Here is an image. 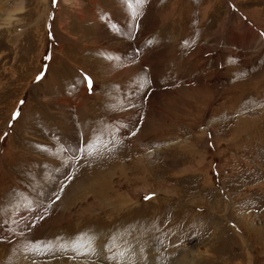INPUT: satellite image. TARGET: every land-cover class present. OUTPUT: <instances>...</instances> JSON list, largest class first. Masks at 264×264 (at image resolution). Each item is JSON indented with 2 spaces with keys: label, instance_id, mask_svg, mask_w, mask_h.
<instances>
[{
  "label": "rangeland",
  "instance_id": "rangeland-1",
  "mask_svg": "<svg viewBox=\"0 0 264 264\" xmlns=\"http://www.w3.org/2000/svg\"><path fill=\"white\" fill-rule=\"evenodd\" d=\"M66 262L264 264V0H0V264Z\"/></svg>",
  "mask_w": 264,
  "mask_h": 264
},
{
  "label": "bare ground",
  "instance_id": "bare-ground-1",
  "mask_svg": "<svg viewBox=\"0 0 264 264\" xmlns=\"http://www.w3.org/2000/svg\"><path fill=\"white\" fill-rule=\"evenodd\" d=\"M120 15V14H119ZM158 22H159V15L158 14H155V12L153 11V9L151 10V11H148V16L146 17V21H145V25L147 26V25H151V27H155V26H157L158 25ZM241 28H242V30H244L245 31V34L246 33H251V32H254V30L251 28V27H248V26H246V24H245V22L243 21V20H241ZM237 30H239V28H234V32H236ZM128 31V29H124V32H127ZM104 32H105V34L107 33L106 32V30H104ZM104 34V35H105ZM259 42L262 44V42H261V40H259ZM165 48H167V46H165V47H163L161 50H160V52L162 53L164 50H165ZM156 49V48H155ZM155 49L152 51L153 53H154V51H155ZM157 50V49H156ZM159 50V49H158ZM155 53H156V51H155ZM161 53H156L155 55L156 56H158L159 54H161ZM127 54H125V56H124V59L126 58L127 59ZM102 127V126H101ZM94 158V157H93ZM95 159H96V157H95ZM93 161V160H92ZM100 164H102V163H100ZM119 202V201H118ZM110 206V203H106V202H104V206ZM122 205H124V204H118V206H117V208H115V207H113L112 205V207H113V209L112 210H114V212H115V210L116 209H118V208H121V207H124V206H122ZM103 206V205H102ZM94 249H95V247H94ZM98 251H99V249H98ZM96 252V251H95ZM101 253V252H100ZM62 259V258H61ZM71 260V259H70ZM69 261V260H68ZM72 261V260H71ZM64 263H65V261H63ZM57 264H59V263H57ZM66 264H72V263H67L66 262ZM94 264H96V263H94ZM98 264H100V263H98Z\"/></svg>",
  "mask_w": 264,
  "mask_h": 264
},
{
  "label": "snow or ice",
  "instance_id": "snow-or-ice-1",
  "mask_svg": "<svg viewBox=\"0 0 264 264\" xmlns=\"http://www.w3.org/2000/svg\"><path fill=\"white\" fill-rule=\"evenodd\" d=\"M13 118H15V116Z\"/></svg>",
  "mask_w": 264,
  "mask_h": 264
}]
</instances>
